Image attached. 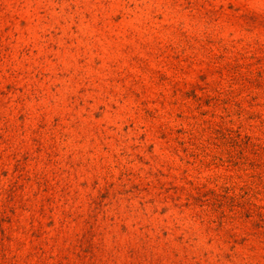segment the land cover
Listing matches in <instances>:
<instances>
[{
	"label": "rangeland",
	"instance_id": "obj_1",
	"mask_svg": "<svg viewBox=\"0 0 264 264\" xmlns=\"http://www.w3.org/2000/svg\"><path fill=\"white\" fill-rule=\"evenodd\" d=\"M0 264H264V0H0Z\"/></svg>",
	"mask_w": 264,
	"mask_h": 264
}]
</instances>
